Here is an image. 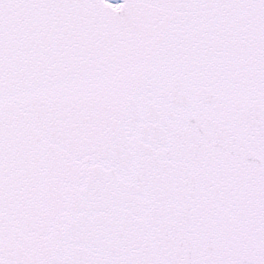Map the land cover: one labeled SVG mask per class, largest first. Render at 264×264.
Wrapping results in <instances>:
<instances>
[{"label": "snow or ice", "instance_id": "snow-or-ice-1", "mask_svg": "<svg viewBox=\"0 0 264 264\" xmlns=\"http://www.w3.org/2000/svg\"><path fill=\"white\" fill-rule=\"evenodd\" d=\"M0 264H264V0H0Z\"/></svg>", "mask_w": 264, "mask_h": 264}]
</instances>
